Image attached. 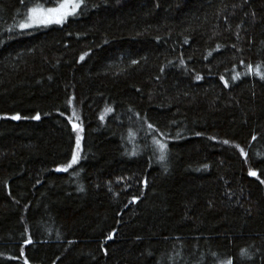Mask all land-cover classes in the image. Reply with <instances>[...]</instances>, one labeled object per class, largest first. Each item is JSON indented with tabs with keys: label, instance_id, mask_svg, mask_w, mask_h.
<instances>
[{
	"label": "trees",
	"instance_id": "obj_1",
	"mask_svg": "<svg viewBox=\"0 0 264 264\" xmlns=\"http://www.w3.org/2000/svg\"><path fill=\"white\" fill-rule=\"evenodd\" d=\"M31 6L0 0V264H264V0H83L14 30Z\"/></svg>",
	"mask_w": 264,
	"mask_h": 264
},
{
	"label": "snow or ice",
	"instance_id": "obj_2",
	"mask_svg": "<svg viewBox=\"0 0 264 264\" xmlns=\"http://www.w3.org/2000/svg\"><path fill=\"white\" fill-rule=\"evenodd\" d=\"M42 5H51V6H42ZM82 5H83V0H61L58 6H56V0H34V6H31L26 10V15H27L26 21L20 23L19 28L28 29L32 27L48 26L51 24L62 25L66 22V20L70 16H75L77 11L81 9ZM81 60H83V56L81 57ZM133 63L136 62L133 61ZM248 71L249 73H254L255 75L259 76L261 80H264V72L261 71V67L259 65L255 66V68L252 65H249ZM196 79L200 80L202 79V77L197 76ZM221 79L223 80V77H221ZM233 79L234 80L238 79V75L233 76ZM225 86H227V81H225ZM69 103H71V101H69ZM106 111L111 112L112 109L107 108ZM73 115L75 116V112H73ZM24 118L27 119L28 117H24ZM11 119L18 121L21 119V116L19 114H16L13 115ZM31 119L39 120L40 116L39 114H37L31 117ZM77 119L79 118L77 117ZM100 119L103 120L104 117L101 116ZM152 127L153 126L151 124L148 125L149 129H152ZM72 129L77 132L75 139L76 151L72 153L70 161L64 167L57 168L56 169L57 171L67 172L69 169L73 167V165H76L79 162L80 159L79 152L81 150V140H82V136L80 135V133L83 131V129L77 123H72ZM197 135L200 134L197 133ZM253 139H255V137H253ZM153 142L158 146L159 151L161 153L159 159L161 161L165 160L166 152H167V144L156 139H154ZM223 143L228 144V141L225 140L223 141ZM240 152L242 155H246L243 149H240ZM248 175L257 177L259 179L256 171L249 170ZM260 182L264 184V180H261ZM107 238L110 240L112 239V236L109 235ZM27 243H31L30 238L27 241ZM241 255L251 259V255L248 253L247 249L241 250ZM25 264H27V260H25ZM222 264H233V262L231 259H229L222 262Z\"/></svg>",
	"mask_w": 264,
	"mask_h": 264
},
{
	"label": "rangeland",
	"instance_id": "obj_3",
	"mask_svg": "<svg viewBox=\"0 0 264 264\" xmlns=\"http://www.w3.org/2000/svg\"><path fill=\"white\" fill-rule=\"evenodd\" d=\"M77 12H78V11H77ZM71 17H73V16H70V17L66 20V22H67ZM26 18H27V16H26L23 20H21V21L17 22L16 24H14V25H13V29H14V30H17V31H31V30H36V29H39V28H47V27H52V26H60V25H56V24H51V25H48V26H39V27H32V28H28V29H20V28H19V24L25 22V21H26ZM66 22H65V23H66ZM62 25H63V24H62Z\"/></svg>",
	"mask_w": 264,
	"mask_h": 264
}]
</instances>
